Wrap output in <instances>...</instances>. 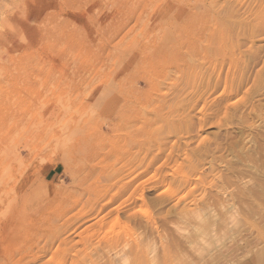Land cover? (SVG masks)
<instances>
[{
  "label": "rangeland",
  "instance_id": "obj_1",
  "mask_svg": "<svg viewBox=\"0 0 264 264\" xmlns=\"http://www.w3.org/2000/svg\"><path fill=\"white\" fill-rule=\"evenodd\" d=\"M0 264H264V0H0Z\"/></svg>",
  "mask_w": 264,
  "mask_h": 264
}]
</instances>
